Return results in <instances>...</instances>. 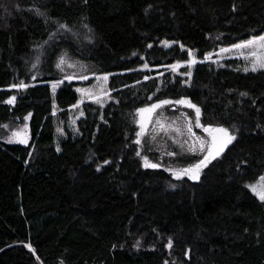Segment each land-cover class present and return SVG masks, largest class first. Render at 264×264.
I'll use <instances>...</instances> for the list:
<instances>
[{
  "label": "trees",
  "instance_id": "16d2710c",
  "mask_svg": "<svg viewBox=\"0 0 264 264\" xmlns=\"http://www.w3.org/2000/svg\"><path fill=\"white\" fill-rule=\"evenodd\" d=\"M258 35L264 0H0V264H264V202L246 187L264 176V70L205 60ZM190 52L189 76L156 77ZM65 54L111 74L109 102L77 121L75 83L51 88ZM181 98L236 136L199 181L136 155L138 109ZM9 125L29 144L6 142Z\"/></svg>",
  "mask_w": 264,
  "mask_h": 264
},
{
  "label": "rangeland",
  "instance_id": "374dc122",
  "mask_svg": "<svg viewBox=\"0 0 264 264\" xmlns=\"http://www.w3.org/2000/svg\"><path fill=\"white\" fill-rule=\"evenodd\" d=\"M77 36H79V35H77ZM168 45L169 44L167 43L166 46H168ZM231 48L232 47H226L225 49H231ZM41 52L45 53L44 50H42ZM209 55L211 58L206 60V61L213 63V64L217 65L218 67H223L224 62L227 60H236L237 62H239V64L242 65V69H240V70H243L244 72H250L251 71V68H252V63L250 62L251 54H250V50H248V49H244V50L232 49L231 51L223 52V53H221V51L219 50L218 52H215V53H212ZM45 57H46V54L43 55L42 58L45 59ZM62 58H63L64 62L61 65V68L58 69L55 66V68L58 70H61V72L63 74V77L60 80V83L57 86V88L55 89V91L52 88V84L54 82L51 83L52 93L54 96L57 93V91L59 90V88L62 87L63 83H66V82L67 83H75L74 88L76 91H77V89H83V90H91L93 92H99L101 89H106L107 93H108V95H104L102 97L103 98V104L101 105L100 103H97L95 101L94 96H89V95H86L82 92L77 91V93L80 97V103L75 108V110L78 112V115L73 117L74 120L77 121L82 115L80 112L81 106H83L87 103H96V104L101 105L103 107L109 102L110 95H111L109 78H110L111 74H107V76H108L107 81H102L98 78L103 77L105 75H98V76L93 75L91 73V69L88 66H86L85 64H82V62H80L79 60L67 59L66 54H65V56L62 55L60 57V59L57 61V63H59ZM192 59H194L196 61L195 64H192L191 66H189V63L184 64V65L179 64L180 67H178L175 71H173L171 67H168V70L166 69L167 70L166 72L161 71L162 73H160V70H162L161 68L155 69V72L158 71V73H160V74L156 75V77L162 76L165 73H167V74L168 73H175V74L180 75V71L182 69L183 70L188 69V74H184V75L189 76L190 73L193 72L195 65L198 63L197 59L195 58V56L193 54H192L190 60H192ZM245 68H248V71H245L244 70ZM143 70H148V67L147 68L144 67ZM260 70H264V69H258L257 71H260ZM257 71H255V72H257ZM68 77H71V79H68ZM83 77H87V79H84ZM149 80H151V78H148L145 81H149ZM173 101H175V100H173ZM158 102L159 101L152 102L146 107H149L150 105H152L154 103H158ZM136 117H137L138 131H140V128L138 125V121H139L138 112L136 114ZM157 121H159V123H157ZM189 122L191 123V126H192V135H189L187 132L186 125ZM195 122H196V117H195L194 109L188 108L184 105H179V104L173 103L171 105H165L162 108L157 109L154 113H152L151 117L149 118V122L147 125L145 135L143 137H141V145H138L139 146L138 151L141 153V155H140L141 159H142V157L147 156L151 163H156L159 165V167H157L155 169H159V168L165 169L169 173H171V175L173 177H174V175L172 174L173 171H177V170H180L183 168H187L190 165L199 162V160L203 159L204 155L207 154V151H206L207 144L205 145L204 151L200 150V145L198 142H196L195 147L192 148L191 146L194 144V138L199 137L201 140L210 141V137L208 136V133L204 132V128L205 127H223V126L214 125V124H210V125L203 124L202 123V111H201V116H200L201 127L197 128L195 126ZM161 126H163V127H161ZM176 129H180V131L177 132ZM21 130H25V125H22L20 127H17L15 125H9V126L5 127L2 130V133L5 135V137H4L5 141L7 142L9 140V138H12L14 132L21 131ZM229 133L231 134L230 131H229ZM26 134H27L28 139H27V142L25 144H23L24 146L28 145L30 142V134L28 131V127L26 128ZM12 144H21V143L12 142ZM226 149L227 148H225V150ZM225 150L220 154V156L225 152ZM170 152L174 153V155H171V156L168 155V153H170ZM147 153L153 154L155 157V160L152 161L150 159L152 157H150V155H148ZM220 156H218L215 160L219 159ZM185 157L192 158L193 160L189 161L190 163H186L185 165H180L177 163V161H179L181 158H185ZM184 160H186V159H184ZM215 160H212L211 163H209L206 167H204L201 170L200 178H201L202 174L204 173V171ZM142 165H143V159H142ZM145 169H148V168H145ZM262 177H264V176H262ZM200 178H199V180H200ZM181 179H188V177L184 176ZM188 180H190V179H188ZM199 180H196V181H199ZM191 181H193V180H191ZM249 185L259 187L261 185H264V181H261V177H260L256 182L246 185L249 192L252 193V195H254L258 200H260L259 197L251 190V188L248 187Z\"/></svg>",
  "mask_w": 264,
  "mask_h": 264
},
{
  "label": "snow or ice",
  "instance_id": "6c2138e0",
  "mask_svg": "<svg viewBox=\"0 0 264 264\" xmlns=\"http://www.w3.org/2000/svg\"><path fill=\"white\" fill-rule=\"evenodd\" d=\"M85 3H87V0H84ZM29 11L33 12L36 16L41 17V16H45L46 13L44 11H42L40 9L39 6L37 5H33L30 9H28ZM47 22V21H46ZM66 26L61 24L60 28H65ZM86 27V25H85ZM165 44H167L168 42L165 41ZM149 47H151V45H149ZM232 49H236V50H244V49H248L250 50V54H251V60L250 62L252 63V68L251 71L255 72L258 69H264V35H258V36H253L250 39H246L240 43H236L232 45L231 49H225L222 48L220 51L221 53L223 52H228L231 51ZM189 55L191 56V52L189 53ZM210 55H206L205 56V60L210 59ZM63 58L61 59V61L59 63L56 64V67L59 69L61 68V65L63 64ZM196 61L194 59L189 61V66H191L192 64H195ZM33 67H35V65H33ZM145 68H147V64L144 65ZM172 68L173 71H175L178 67H180L179 64H174L170 66ZM245 71H248V68L244 69ZM84 79H87V77H83ZM33 79H35V77H33ZM68 79H71V77H68ZM98 79L102 80V81H107L108 76L105 75L103 77H99ZM145 79H148V77L146 76ZM60 81H56L52 84V88L55 91V89L57 88V86L59 85ZM12 87H17V88H26L27 85L23 84V82H21L20 85H12ZM78 92H82L86 95L89 96H94L95 97V101L97 103H100L101 105L103 104V96L104 95H108L107 90L106 89H101L99 92H93L91 90H83V89H77ZM241 96H247V93H240ZM150 99V98H149ZM16 100L15 96L10 97L6 103L7 104H13ZM179 104V105H184L188 108L194 109L195 111V117H196V122H195V126L197 128L201 127L200 124V116H201V109L193 104L190 100L185 99V98H181L178 100H169V99H162L159 100L158 103H154L152 105H150L149 107H143V108H139L138 109V116H139V121H138V125L140 128V131L136 132V137L137 139L134 141V143H136L137 145H141V137H143L145 135L146 129H147V125L149 122V118L151 117L152 113H154L157 109L162 108L165 105H171V104ZM78 105H73V107H77ZM31 114L29 113V116ZM25 120L28 119V117L26 116L24 118ZM157 123H159V121H157ZM163 127V126H161ZM187 132L189 135H192V126L191 123L189 122L187 125ZM26 128L27 125H25V130H21V131H17L13 133L12 138H9V140L7 142L12 143V142H18L21 144H25L27 142V134H26ZM177 132L180 131V129H176ZM204 132L208 133V136L210 137V141H206V140H201L199 137H195L194 138V144L191 146L192 148L195 147V143L198 142L200 145V150L204 151L205 150V145L207 144V154L204 155L203 159L199 160V162L190 165L187 168H183L177 171H173V175L174 177L179 180L184 176H187L188 179L196 181L199 180L200 178V173L201 170L206 167L209 163H211L212 160H215L218 156H220V154L225 150V148H227L228 145L232 144V142L236 139L235 135H232L229 133V130L227 128L224 127H205L204 128ZM57 151H60L59 148H57ZM137 156H140L141 153L139 151H137L136 153ZM168 155H174V153H168ZM143 159V166L145 168H152L155 169L157 167H159L158 164L156 163H151L148 159L147 156L142 157ZM105 163H109V161H105ZM99 170V168L97 169ZM261 181H264V177H261ZM248 187L251 188V190L259 197V199L264 202V185H261L259 187L257 186H253V185H249ZM172 240L169 239L167 247L171 248L172 247ZM167 264V262H166Z\"/></svg>",
  "mask_w": 264,
  "mask_h": 264
}]
</instances>
